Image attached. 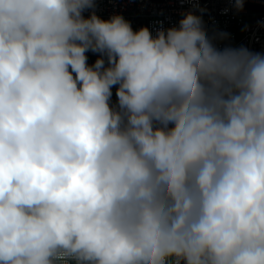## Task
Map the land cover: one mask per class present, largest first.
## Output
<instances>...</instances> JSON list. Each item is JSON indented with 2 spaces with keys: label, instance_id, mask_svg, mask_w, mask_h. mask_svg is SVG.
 Instances as JSON below:
<instances>
[{
  "label": "clouds",
  "instance_id": "9594fccd",
  "mask_svg": "<svg viewBox=\"0 0 264 264\" xmlns=\"http://www.w3.org/2000/svg\"><path fill=\"white\" fill-rule=\"evenodd\" d=\"M95 7L0 0V264H264V53Z\"/></svg>",
  "mask_w": 264,
  "mask_h": 264
},
{
  "label": "built area",
  "instance_id": "2783aa9c",
  "mask_svg": "<svg viewBox=\"0 0 264 264\" xmlns=\"http://www.w3.org/2000/svg\"><path fill=\"white\" fill-rule=\"evenodd\" d=\"M95 14L103 20L121 15L133 31L149 28L155 35L159 28L179 27V21L191 12L201 16L203 27L217 48L245 47L264 53V0H244L242 10L235 0H95ZM252 6V7H251ZM263 8V9H262ZM203 9L204 11H200ZM93 10L83 12L85 18ZM222 34H227L222 37ZM87 63L93 65L100 53L86 52ZM105 66L107 60L105 57ZM73 75H75L73 73ZM112 87L111 105H117L116 88Z\"/></svg>",
  "mask_w": 264,
  "mask_h": 264
},
{
  "label": "water",
  "instance_id": "95a60500",
  "mask_svg": "<svg viewBox=\"0 0 264 264\" xmlns=\"http://www.w3.org/2000/svg\"><path fill=\"white\" fill-rule=\"evenodd\" d=\"M252 7V6H251ZM263 9V8H262Z\"/></svg>",
  "mask_w": 264,
  "mask_h": 264
}]
</instances>
